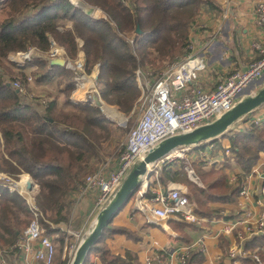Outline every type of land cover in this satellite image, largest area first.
I'll return each mask as SVG.
<instances>
[{
    "label": "trees",
    "instance_id": "obj_1",
    "mask_svg": "<svg viewBox=\"0 0 264 264\" xmlns=\"http://www.w3.org/2000/svg\"><path fill=\"white\" fill-rule=\"evenodd\" d=\"M85 1L108 11L112 22L94 19L69 0H0V173L16 180L22 174H25L22 180L30 181L27 174L32 176L39 186L35 201L47 235L60 232L48 221L70 222L75 196L83 187L85 178L96 172L113 153L104 147V141L110 147H116L128 130L109 120L99 108L73 103L70 93L76 86L72 78L74 73L72 75L64 65H52L47 60L33 58L26 67H21L10 60V55L26 52L30 46L41 52L49 51L52 37L65 46L71 58H76L81 39L88 72L100 64L98 84L101 95L110 105H117L122 112L130 114L140 97L136 69L150 65L159 67L167 59L177 60L175 57L184 53L191 32L190 23L195 21L196 12L204 5L215 6L214 0ZM128 30L135 32L134 44L122 35ZM27 67H35L31 73L36 75L38 83L54 80L66 83L60 91L68 97L62 106L60 94L56 92L50 93L51 100L46 101L45 109L38 110L35 103L27 102L13 87L11 82L17 77L23 81L28 93L32 91L28 88ZM76 94L91 97L88 82ZM64 106L76 107L78 112H69ZM105 112L113 117H123L122 113L110 108ZM222 138L230 140L229 158L232 157L242 169L235 183L226 180L223 167L203 172L197 166L203 183L199 186L189 179L183 160L180 169L165 166L158 176L162 182L165 179L182 180L191 186L194 192L187 196L196 213L203 217H221L219 209L210 210L211 202L233 204L238 201L241 183L257 164L260 153L264 152V122L249 124L239 131L230 127L216 140ZM120 148L122 151L124 144ZM33 217L26 199L18 191L11 192L9 186L0 180V248L9 249ZM80 224L81 220H78L75 228ZM119 233L130 235L127 228L115 227L111 221L88 251L84 264H92L94 255L105 264H127V258L111 253L107 243L109 237ZM65 241L64 234L59 236L62 248ZM75 245L78 247V243ZM244 247L264 256V235L247 240ZM62 248H59V254ZM203 259V253L193 252L188 264ZM68 260L69 254L62 264H67ZM242 264L255 262L252 258H242Z\"/></svg>",
    "mask_w": 264,
    "mask_h": 264
},
{
    "label": "built area",
    "instance_id": "obj_2",
    "mask_svg": "<svg viewBox=\"0 0 264 264\" xmlns=\"http://www.w3.org/2000/svg\"><path fill=\"white\" fill-rule=\"evenodd\" d=\"M69 2L75 6H80L82 0H69ZM230 3L231 0H222L224 17L228 16L231 9ZM256 10L257 22H259L264 33V2H259ZM98 11L96 10L91 15L94 19H99ZM104 18L106 19V16ZM196 24L193 25V28H195L193 31L197 27L205 28L206 31L204 23L199 24V21H196ZM190 41V45H188L183 56L167 65L156 76L155 80H145L142 96L135 107L137 112H139L138 117L129 131L124 149L118 155L119 166L117 169L108 171L107 165L109 162L106 161L100 165L96 172L89 174L85 178L80 192L75 196L77 203L80 202L79 200L84 195L94 192L96 207H104L118 191L123 180L135 166V163L144 159L152 148L171 135L186 133L217 120L238 103L243 91L248 86L259 78L264 77V40H257L252 44V48L257 54L249 66L245 69L239 67L233 69L227 76L220 79L214 89L208 90L199 82L200 67L193 62L200 59L202 61L200 57L202 53H206L209 50L212 41L207 39V42H204L200 48H196L195 41L192 38H190ZM53 45L55 44L52 42V48L54 47ZM36 49L32 47L26 53L18 52L12 55L11 58L13 62L22 65L16 59H21L24 62L32 60L36 57L33 54L34 51L37 52ZM65 55V50L54 48L50 58L62 59ZM85 60L84 53H81L78 59L73 60L74 62H64L68 68L74 71V79L78 87L79 85L84 87L87 79H92L94 91L90 95L92 100L87 102L96 106L95 99L99 97L102 101L99 108L105 113L104 103L106 101L99 90H97L95 84L98 79V73L93 72L89 76L86 73ZM136 76L141 78L140 76H144V72L138 68ZM105 114L109 120H113L107 113ZM212 146L214 147L215 145ZM193 148L194 146L180 147L170 152L169 155L149 166L148 172L142 176V185L135 196L137 202L134 211L140 210L143 212L150 224L162 225L171 217H176L187 224L200 225L204 222L203 216L196 213L191 200L180 187L173 186L169 190H165L162 187L153 185L150 181L153 173L155 178L158 179L159 172L164 165L167 166V163L178 158H187ZM187 162L190 163V161ZM161 163L164 164L161 166ZM158 168L161 169L158 170ZM187 169L191 177L194 178L196 173L191 163L187 165ZM21 194L27 199V203L33 210L34 217L8 251L18 250L23 252L26 255L27 264H33L29 258L30 256L43 264H52L56 257L55 241L53 237L45 233V229L39 220L41 211L34 200L35 197L32 190L23 188ZM258 194L261 197L259 203L263 207L261 212L258 215H253L249 211H241L239 217L230 220L224 227L223 233L231 234L234 230H238L241 243L255 236L264 235V182L260 185ZM249 195L250 189L245 180L241 183L239 196L248 198ZM154 244H157V242H154ZM193 249H198L203 254L207 252L204 242L198 240L182 247L178 251H172V253L161 249L156 254V258L162 264L164 263V258H176L178 260L177 264H188ZM229 250V256L236 261V264H241L242 258H252L255 264H264V256L261 253L247 250L241 244L234 243ZM0 264H8L7 259H0ZM143 264H156L155 258L149 255Z\"/></svg>",
    "mask_w": 264,
    "mask_h": 264
},
{
    "label": "crops",
    "instance_id": "obj_3",
    "mask_svg": "<svg viewBox=\"0 0 264 264\" xmlns=\"http://www.w3.org/2000/svg\"><path fill=\"white\" fill-rule=\"evenodd\" d=\"M259 2H264V0H231V9L229 10L227 17H224L223 15L224 8L221 4V0H215V6H206V10H204L205 13L203 12L204 16H200L199 18V24L204 23L206 25V31L205 28L201 29L197 27V29L191 33V38L195 41L196 48L202 47L204 42H207V39L212 41L209 50L206 53H202L200 57L202 58V61L200 59L193 62L200 67L199 82L206 89H214L220 79L227 76V74L233 69L237 67L245 69L255 59L257 53L253 50L252 44L254 41L264 40L262 27L259 25V22H257L256 9ZM56 84L57 80L49 82L45 81L44 83H38L35 87L44 90L48 87L54 89ZM64 87L65 86H60L56 89L57 91H54V93L57 92L60 94V97H62L61 94L63 93H60V91H62ZM62 99L63 97L60 100ZM63 101H61V105ZM259 108H257L256 111L259 110ZM256 111L254 113H256ZM250 115L251 118L254 117L253 120L255 121L256 119L263 120L264 109L256 113V115H253V113ZM205 144H200L197 147H194V150L204 148ZM210 144L217 145L218 147L213 150V146L211 145V147L207 144L211 147V149H207L208 152L205 154H197L192 151V153L188 154L186 158L188 159L187 161H190V163L193 164L197 176V166H199L203 172L210 171L213 168L220 169L223 167L226 172V180L230 183H235L241 174L242 169L232 157L229 158L231 155V152H228L231 147L230 140L228 138H222L214 140ZM220 147L222 148L220 149ZM202 155L203 157H201ZM108 162V171L117 169L119 166L118 156L114 160L109 159ZM200 162H203V164L195 165V163L199 164ZM178 166L181 165L177 164L176 166H173L171 163L168 167L176 168ZM262 168H264V152L260 153L257 164L245 178L250 189V195L248 198L239 196L238 201L233 204L211 202L210 210L213 211L219 209L221 217L204 216L203 218L205 220L200 225L187 224L176 217H171V219L165 221L162 225L150 224L143 212L140 210L134 211L137 198L130 200L118 211L117 214H115L112 220L113 226L127 228L130 235L119 233L109 237L107 243L111 253L127 258V264H143L146 257L149 255H152L155 258L156 264H162L156 258V254L161 249L172 253V251H178L190 243L202 240L207 252L204 254L203 261L195 264H236V261L229 256V248L234 243L244 246L247 240L241 243L238 230H234L231 234L223 233V230L230 220L239 217V214L243 210L249 211L253 215H258L261 212L263 207L259 203L261 197L258 194V189L264 180L259 178L260 176H258V173L259 170H263ZM262 176H264V171L261 172V177ZM189 178L191 180L192 177ZM150 181L153 185L162 187V189L165 190H169L170 187L173 186L182 189L176 181L165 179V182H162L159 179H156L154 175ZM193 181L196 183L194 179ZM198 185L200 186L199 182ZM182 191L185 192L183 189ZM94 199V192H89L83 196L81 203L82 207L78 212L80 216L87 217L93 215L94 218L97 216L100 207H96ZM73 212L74 214L72 213L70 218L77 215V212ZM48 222H50L54 229L60 231L61 234H64V232L67 231L66 225L68 222ZM60 232H54L51 233V235L49 234L53 237L55 244L57 242L60 243ZM163 234L167 237H174L177 240V242H174L176 244L171 241H164ZM69 239L70 237L67 236L58 262L57 260H54L52 264H62L66 259ZM154 242H157V244H154ZM168 242H170V245ZM193 252L200 251L198 249H193L192 253ZM55 255L56 259L57 254ZM29 258L33 264H43L42 262L34 260L31 256ZM7 260L8 264H27L26 255L21 251L10 252L7 256ZM177 263L178 260L176 258H164L163 264ZM240 263L242 264V261ZM92 264L105 263L98 256L94 255L92 256Z\"/></svg>",
    "mask_w": 264,
    "mask_h": 264
},
{
    "label": "rangeland",
    "instance_id": "obj_4",
    "mask_svg": "<svg viewBox=\"0 0 264 264\" xmlns=\"http://www.w3.org/2000/svg\"><path fill=\"white\" fill-rule=\"evenodd\" d=\"M215 1V0H214ZM222 1V0H221ZM82 2H84V4H89L88 2H86L85 0H82ZM125 3H128V1H125ZM90 6H92L93 8H95V11L96 10H99L98 11V18L99 19H104V20H106V21H111V17L109 16V13H108V11H106L104 8H102V7H100V6H98V5H96V6H93V5H91V4H89ZM204 10H206V5H204L198 12H196V14H195V21H193V22H191L190 24H191V32H190V34H189V38H188V42H187V45L185 46V48H184V53L183 54H181V55H177L176 57H175V59H177V58H180L181 56H183L184 54H185V52H186V50H187V47H188V45H190V38L192 37V35H191V33H192V31L195 29V28H193V25H195L196 24V21H199V18H200V16L201 17H203L204 15H203V12H204ZM205 13V12H204ZM104 16H106V19L104 18ZM197 25V24H196ZM123 35V37L125 38V39H127L128 41H129V43H133L134 44V38H135V32L132 30H128L125 34H122ZM79 43H80V51H79V53H78V55H77V57L76 58H71L70 56H69V54H68V52H67V50H66V48H65V46H63V45H61V44H59L54 38H52V37H50V45H51V48H50V50L49 51H45V52H41L39 49H36V47H35V49L37 50V52H35L34 51V56H36L35 58H40L41 60H47V61H51L52 60V58H50V56H51V52H52V50L54 49V48H58V49H63V50H65V52H66V55H65V57L63 58L64 59V61L67 63V61H70V62H74L73 60H76V59H78L79 58V56H80V54L81 53H84V55H85V59H86V54H85V50L83 49V41L81 40V39H79ZM52 42L55 44V45H53L54 47L52 48ZM30 48H32V46H30L29 47V49ZM39 52V53H38ZM21 53V52H20ZM23 53H26V52H23ZM14 54H16V53H12L11 55H10V60L11 61H13L12 60V55H14ZM17 60V62H19V63H22V65H20L19 64V66H21V67H26V65H27V63L30 61H27V62H24L23 60H21V59H16ZM86 61V60H85ZM172 62H174L173 60H169V59H167V61H164L163 63H162V65L161 66H159V67H153L152 65H150V67H147V68H145V67H140L139 66V68L144 72V76H140L141 78H139V77H137L138 78V86H139V89H140V97L142 96L141 94H142V89H143V86H144V84H145V80H155V78H156V76L157 75H159L160 74V72L162 71V70H164L166 67H167V65H169L170 63H172ZM64 66H65V68H67L69 71H71V73L73 72L74 73V71L73 70H71V68H68L65 64H64ZM86 66H87V71H86V73L89 75V76H91V74L93 73V72H97L98 74H99V71H100V64H97L94 68H93V70H92V72L91 73H89L88 72V62L86 61ZM33 68H35V67H30V69L27 67V75H28V81H29V83H30V85H29V87L28 88H31L32 89V91H30V93H28V89L25 87V85H24V83H23V81L20 79V78H17L16 77V80H13V82H11V84L13 85V87H15L20 93H21V95L23 96V98H25V100L28 102V101H31V102H33V103H35V106H36V108L38 109V110H44L45 109V107H46V104H47V102H49L50 100H51V98L49 97V95H50V93H54V91H57L56 89H58L60 86H66V83L65 82H63L62 84H60L59 83V81H57L58 83L54 86L55 88L53 89V88H51V87H48V88H45V90L44 89H39L38 87H35L37 84H38V81L35 79V78H37L36 77V75H33L32 73H31V70H33ZM138 69V68H137ZM136 69V70H137ZM73 73H72V75H73ZM30 78V79H29ZM72 78H73V80H74V78H75V73H74V75L72 76ZM18 82V83H17ZM86 82H88V86H89V89L91 90V92H93V85H92V79L90 78V79H87V81ZM75 84H76V86H75V88L71 91V93H70V97H71V99H72V101H73V103L74 104H76V105H81V104H88V105H91V106H93V107H95V108H99V106L97 107V106H94V105H92V104H90L89 102H87V101H84V99L81 97V99H77V95H76V93L81 89V88H83L82 86L80 87V85H79V87H78V84H77V82L75 81ZM95 84H96V87H97V90H99V92L101 93V91H100V87H99V84H98V79L95 81ZM142 84V85H141ZM50 86V85H49ZM264 86V77H261V78H259L258 80H256L254 83H252L251 85H250V87L248 86L244 91L246 92H244L243 91V94L241 95V99L242 98H244L245 96H248L249 94H255L256 93V91H258L261 87H263ZM65 88V87H64ZM34 90V91H33ZM55 94V93H54ZM62 95V97H63V99L61 100V101H65L68 97L66 96V94H65V92H63V94H61ZM61 97V98H62ZM140 97L138 98V100L140 99ZM104 98V97H103ZM240 99V100H241ZM138 100H137V102H138ZM47 101V102H46ZM82 101H84V102H82ZM106 101V100H105ZM137 102H136V104H135V106H134V108H133V111L132 112H130V114H126V113H124V112H122L120 109H119V107L116 105V106H114V105H110L107 101H106V103L108 104V105H110V106H113V107H117L118 108V110L121 112V113H123L124 115H125V118L123 117V118H118V120H111L112 122H114L115 124H117V125H119V126H121V127H125L126 128V130H128L127 132H125L124 133V135H122V137H121V139H120V142H119V144L115 147V145H113V147L111 146L110 147V144L109 143H106V141H104V147L105 148H109V150H111L113 153L111 154V156H108V157H106L107 159L105 160V162L106 161H108L109 159H115V158H117V156L120 154V151H121V148H120V146H121V144H125L126 143V140H127V137H128V134H129V131H130V129L132 128V126L134 125V122H135V120H136V118L138 117V113L139 112H137V110H136V112L137 113H134V111H135V109H137V108H135L136 107V105H137ZM62 106V105H61ZM64 107H66L65 109L67 110V111H69V112H78V109L76 108V107H73V106H64ZM100 109V108H99ZM262 109H264V105L263 106H260V108H259V110H257L256 111V113H258V112H260ZM101 110V109H100ZM102 111V110H101ZM103 113V112H102ZM256 113H253V115H256ZM104 115L106 116V114L104 113ZM107 117V116H106ZM126 117H128V118H126ZM108 118V117H107ZM254 119V117H252L251 118V115L250 116H248V117H246V118H243V119H240L238 122H236L237 124H234V126H232V128H233V130L234 131H239V130H242V129H244V128H246V126H248L249 124H253V125H255L257 122L258 123H260V124H262L263 122H264V119L263 120H260V119H256V121L255 120H253ZM121 132H124V131H121ZM209 146H211L212 144H210V143H206L204 146V148H198L197 150H194V148L190 151V153H192V151L193 152H196L197 154H205L206 152H208V150L207 149H211V147H209ZM216 147H218V146H216ZM214 149H216V148H213V150ZM108 150V149H107ZM184 161V164L186 165L185 166V170L187 171V175H189L188 177H191V175H190V173H189V170L187 169V165H189L190 163H188L187 162V160L188 159H186V158H184V159H181V158H178V159H176V160H173V161H171L170 163H167V166H169L171 163H172V165L173 166H176L177 164H180L181 165V163L180 162H183ZM185 160H186V162H185ZM140 161V160H139ZM104 163V162H103ZM102 164V163H101ZM164 163H161V166L163 165ZM169 164V165H168ZM164 166H166V165H164ZM163 166V167H164ZM191 166H192V168H194L193 167V164H191ZM159 167V166H158ZM177 168V167H176ZM161 168H158V170H160ZM178 169H180V166H178ZM263 170H259V173H258V176H260L259 178L260 179H263L264 180V176H262L261 177V172L262 171H264V168H262ZM225 171V170H224ZM23 175H25V174H22L21 175V177L19 178V179H12V178H10V177H8L7 175H5V174H3V173H0V180H2L3 181V183L4 184H6V186H9V188L11 189V192H13V191H18L20 194H21V191L23 190V188H29V189H31L32 190V193L34 194V197L36 196V194L38 193V191H39V186L34 182V180H33V178H32V176L31 175H28V178H29V180L31 181L30 182V184H32V188H30V184H27L29 181L28 180H25V179H23L24 181H26V184H24L23 186L22 185H16L17 184V182H19V180H21V178H22V176ZM154 174H152V176H153ZM199 176V175H198ZM197 175L196 176H194V178L192 177L191 178V180L193 181V179L196 181V183H197V185H198V182L200 183V186H203V183H202V181L199 179L200 177H198ZM24 177V176H23ZM190 179V178H189ZM262 180V181H263ZM22 181V180H21ZM177 183H179V186H181L182 187V189L186 192V194H193V188L191 187V186H189V185H187L184 181H182V180H178V181H176ZM21 182H19L18 184H20ZM142 185V184H141ZM25 186V187H24ZM260 187V186H259ZM21 188H22V190H21ZM140 188V187H139ZM139 190V189H138ZM22 195V194H21ZM23 196V195H22ZM85 196V195H84ZM136 196V195H135ZM135 196L133 197V198H131L130 200H133L134 198H135ZM24 197V196H23ZM25 198V197H24ZM83 198V197H82ZM82 198L79 200L80 202L79 203H77V201H76V204H75V207H74V209H73V211H75V212H77V215L76 216H73V218H70L71 220H70V222L66 225V228H67V231L66 232H64V235L66 234V237L68 236V237H70V239H69V247H67V254H69V260H68V262H67V264H71V262H72V260H73V258H74V256H75V252H76V250H77V248L78 247H76V245L75 244H77L78 243V246H79V244H80V242L84 239V235H86V233H87V231L91 228V226L93 225V223L96 221V217L94 218L93 217V215H89V216H80L79 215V211H80V208L82 207L81 206V203H82ZM26 199V198H25ZM34 200H35V198H34ZM26 201H27V199H26ZM192 201L193 202H195L196 201V199H192ZM101 208H103V207H101ZM99 210H101V209H99ZM72 211V213L74 214V212ZM95 216V215H94ZM78 220H81V224L79 225V227H76L75 228V223L78 221ZM82 229V230H81ZM62 233H63V231H62ZM62 234L61 233H59V236H61ZM163 238H164V241H171V242H177V240L174 238V237H167V236H165L164 234H163ZM16 242V241H15ZM14 242V243H15ZM168 244L170 245V242H168ZM174 244H176V243H174ZM13 245V244H12ZM11 245V246H12ZM8 247H4V248H0V259H2V258H6L7 259V256H8V254H10L9 252H8V249H7ZM56 248H57V252H56V254H57V258L55 259V260H57V262H58V259H59V257H60V254H59V248H62V244L61 243H56ZM14 251H18V250H14ZM66 258V257H65ZM8 261V260H7Z\"/></svg>",
    "mask_w": 264,
    "mask_h": 264
},
{
    "label": "water",
    "instance_id": "obj_5",
    "mask_svg": "<svg viewBox=\"0 0 264 264\" xmlns=\"http://www.w3.org/2000/svg\"><path fill=\"white\" fill-rule=\"evenodd\" d=\"M80 6L89 15H93L95 12V8L89 4L81 2ZM138 31H141L140 26H138ZM50 62L53 65L60 66L65 64L63 58L52 59ZM101 103V99L96 97V106H100ZM263 104L264 86L256 91L255 94H249L239 100L232 109L221 115L217 120L197 127V129L192 131H187L186 133L171 135L152 148L144 159L135 163V166L123 180L122 185L115 195L103 208H101L96 216V221L87 231L86 235H84V239L80 242L71 264H84L88 251L101 237L104 228L111 223L115 214H117L118 211L130 201L131 197L141 186L142 176L148 172L149 166L180 147H197L200 144L213 142L216 138L229 130L236 122L245 118V116L252 114ZM30 188H32V184H30Z\"/></svg>",
    "mask_w": 264,
    "mask_h": 264
},
{
    "label": "bare ground",
    "instance_id": "obj_6",
    "mask_svg": "<svg viewBox=\"0 0 264 264\" xmlns=\"http://www.w3.org/2000/svg\"><path fill=\"white\" fill-rule=\"evenodd\" d=\"M92 94H93V92H92ZM77 95V94H76ZM83 99H86V101H91L92 100V98L91 97H82ZM77 99H81V96H77ZM95 101H96V99H95ZM82 102H84V101H82ZM106 108H110L113 112H118V113H120L121 114V112L118 110V108L116 107H113V106H110V105H108L106 102L104 103V112H105V109ZM106 113V112H105ZM110 118H112L113 120H118V118L119 117H113V116H111V115H109V114H107ZM122 115H123V117L125 118V115L122 113ZM122 117V118H123ZM121 119V118H120ZM22 180V179H21ZM19 181V182H21L20 184H18L19 182H17V184L16 185H24V184H26V181H24V180H22V181ZM30 182L31 181H29L27 184H30ZM25 187V186H24ZM21 190H22V188H21ZM28 198H29V196H28Z\"/></svg>",
    "mask_w": 264,
    "mask_h": 264
}]
</instances>
